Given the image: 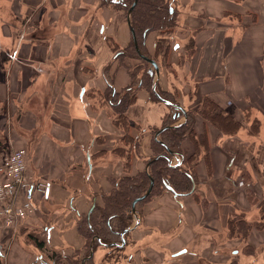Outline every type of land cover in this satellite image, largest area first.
I'll return each mask as SVG.
<instances>
[{
  "label": "crops",
  "instance_id": "1",
  "mask_svg": "<svg viewBox=\"0 0 264 264\" xmlns=\"http://www.w3.org/2000/svg\"><path fill=\"white\" fill-rule=\"evenodd\" d=\"M178 1H182V7L185 8L181 14H184V28L188 34L193 30L190 35L194 39V52L188 57L183 46L171 50L168 66H186L184 78H191L190 90L197 97L207 94L235 116L242 115L248 107L264 116V0ZM14 2L19 15L23 11L31 15L39 13L37 22L33 23L30 30L32 34L29 39L16 36L12 32L13 27L0 14V99L2 103H6L12 96L13 101L17 97L15 92L26 93L40 82L48 85L44 90H54L50 100L46 101L45 108H51L53 103V110L58 111L57 115L63 116L53 117L49 130L39 133L45 119L39 118L34 108L26 107L22 109L18 128L25 134H31V139L36 143L33 167L28 166V172L36 179L48 181L45 200L51 198L55 202V189H61L62 195L68 197L64 199L66 205L63 206V211L56 209L61 216L57 214V221L52 218L55 222L49 226L48 239L38 238L45 242L46 248L52 246L55 249H76L82 254L85 237L77 227L79 217L82 214L89 217L93 211L90 212L91 207L101 202V193L111 187L108 180L111 173L124 174L120 163L123 159L112 150V145L118 141L123 130L114 123L110 105H95L94 93L95 90L107 88V79L113 81L116 90H122L130 83L131 77L123 65L115 64L116 62L107 64L112 57L109 40L115 39L116 43L127 44L132 32L123 9L101 0ZM178 4L180 6L179 2ZM47 14L46 30L44 16ZM183 26L180 28L183 29ZM157 35L158 32L153 31L146 40L151 52L154 51ZM157 63L164 68L161 59ZM173 67L169 72L174 74ZM163 68L160 69L161 76L157 85H161L163 80H167L168 84L167 72ZM175 77L177 78L176 75ZM22 83L21 87L19 84ZM148 93L145 89H138L136 100L126 112L133 122L130 127L132 133L138 131L139 127L145 130L139 152L131 153L130 173L146 167L142 163L143 158L152 154L151 129L161 127L169 112L166 103L151 99ZM189 95L190 93L181 92L180 99L188 97V100H193ZM53 96L57 97L58 104L61 102L60 98L65 101L66 108L63 111L57 109ZM214 128L201 117L197 118L195 131L199 133L206 130L210 144V170L203 153L195 167L198 179L194 182V192L198 194L199 200L193 193L176 196L167 189L163 194L155 196L153 201H148L155 204L148 207L143 223L130 230L125 247L128 257L126 264H132V258L136 257L138 264H143L145 259H142V254L147 246L163 254L168 250L172 252V249L182 250L189 240L188 236L191 234L189 237H194L195 234L194 231L189 233L179 229L180 209L186 208L184 201L192 199L194 206L200 208L201 205L197 203L208 199V194L198 193L204 190L203 186L211 190L213 185L225 177L233 181L227 172L235 157L230 155L231 150H225L226 135L214 133ZM11 130L14 128L11 127ZM11 133L10 135L14 132ZM10 135H7L8 138ZM19 138L7 139L6 144L22 142L23 137L22 141ZM194 147L190 137L182 142L185 152H194ZM177 158L179 157L173 156L172 161L177 162ZM114 159L118 161L117 168L113 166ZM34 217L36 218L35 211L16 227L0 231L1 264H39L36 255L47 250L37 247L33 240L21 232L23 225L32 223ZM52 219L49 216L46 220L51 223ZM102 248L99 260L95 259L96 249L94 251L92 258L96 264L101 263L106 252V247ZM176 252L170 254L175 255ZM59 264L72 263L64 259Z\"/></svg>",
  "mask_w": 264,
  "mask_h": 264
},
{
  "label": "rangeland",
  "instance_id": "2",
  "mask_svg": "<svg viewBox=\"0 0 264 264\" xmlns=\"http://www.w3.org/2000/svg\"><path fill=\"white\" fill-rule=\"evenodd\" d=\"M101 1L103 3H110L116 8H120L118 4H115L119 0ZM172 2L176 9V17L180 25L179 29L177 27L175 29L176 32H174V34L172 35L171 50H176L179 49V47L183 46L185 47V52L187 53L186 56L189 57L191 53H188V50L186 48L189 45L190 40L192 39V36L190 34L193 30H190L188 34V31L186 30V28H184L185 26H183V24L185 25V20L183 17L184 14H181L185 11V8L182 7V1L172 0ZM178 2L180 3V6ZM16 9L17 5L15 4L14 0H0V14L4 18V21H6L13 27L12 32L16 36H22L21 39H29L32 34L30 30L33 27V23L37 22L36 19L39 12L35 15H31L29 12L25 13L23 11V13L19 15L17 14ZM128 10L129 9H123L126 15ZM44 18H46L44 21V25L47 30L48 14L45 15ZM182 26L183 29L180 28ZM19 30L22 31L19 32ZM175 41L177 43L174 46L173 44L175 43ZM114 42L115 39L114 41L111 40L110 42L109 51L112 53V57L107 65H110L111 62H116L115 64L124 66L128 65L129 62H137V60L133 58L129 59L125 57V59L123 60L121 57H117V54L122 52L121 50H123L125 44L117 42L118 44H116V46L112 48ZM122 61H124V63H120ZM159 65L160 69L163 68L162 64L159 63ZM36 66L37 68H40L38 64H36ZM173 66L169 67L167 64H164L163 69H165V71L167 72L168 84L166 83L167 80L166 82L163 80V83L161 85L158 83L160 90L172 93L177 98V101L175 103L181 104L185 109H187L186 111L196 108L198 101L203 98L204 94L197 97L195 95L196 93L193 92V90H190L191 78H184L186 67L185 65H183V67L185 66L184 68ZM172 67L175 71L174 74L172 72H169L172 70ZM150 68L154 69V66L150 65L149 69ZM105 70H107V68ZM170 73H172L173 75ZM175 75L177 76V78L175 77ZM154 83L155 75L153 74V85ZM19 85L22 87L23 83ZM172 85H174L175 87ZM47 86L48 85L44 82L36 83L26 93L19 94L15 92V95L17 96L14 97L16 98L15 100L13 99L12 101L13 97L10 96L6 103L0 104V130H3L2 133L4 135V138L6 140H11L12 138L15 140L19 137H23V141L21 140V138H19L22 142L15 144H12L10 142L9 144H6L7 142H5L2 146H0V149L9 151L15 148H24L28 155V166H32V158L34 157L33 155L35 152L36 143L31 139V134H25L23 131H21V128H18L20 127V116L22 109L26 107L34 108L37 116L39 118L42 117L45 119L44 124L41 126V128H39V133L42 130H49L51 124L53 123V117L60 118L63 116L62 114L57 115L58 111L53 110V103L51 104V108H45L46 101L48 99L50 100V95L52 94V91H54L47 89L44 90L45 88H47ZM114 88L117 89L116 86H114ZM106 90L107 88H105L104 90H95V100L93 101L95 105H110L109 102L111 98L109 97V94ZM181 92L190 93V98L193 97V100H191L192 102L188 100V97H186L185 99L183 97V99L181 100ZM56 96H53L52 99L57 103V109L59 108L61 111H63L66 108V103L60 98L61 102L60 104H58ZM170 106L171 105H168V113L173 112L174 115L176 110L173 109V106ZM105 107L107 108V105ZM233 116L235 115L233 114ZM198 117V115H195V121ZM235 117L243 122V126L238 130L236 129V132L233 135L225 134L226 140L224 141L225 148L227 147L225 150H231L230 152L232 153H230V155L232 157H235L233 165L231 160L230 165L232 166L227 172V175L231 178V180L233 179V181H230L228 177H225L221 182L215 184V186L213 185V188L211 190L210 188H205V186H203L204 190H202L201 192L198 191V193L201 194L203 192L204 195L208 194V199L205 202L201 200L200 203H197V205H204L203 207L200 206V208H197L196 206H194L192 199H187L184 201V203L186 204V208L183 210L180 209V223L178 224L179 229L181 228L185 232L189 233L194 231L195 233L194 237H189L191 234L188 236L189 240L183 247L186 248V251L172 255L170 253L177 251V249H172V252L168 250L163 254L162 252H158L152 247L147 246L146 250L144 251L145 253L142 254V259H145L143 264H264V116L261 112L253 108L250 109L248 107V109L245 110L242 115ZM176 118V123H180L181 121L183 122L186 119L183 117V115H179ZM260 118L262 123L259 127V131L257 133H250V129L255 119ZM11 127L14 128V130H11ZM213 130L214 133L219 132L216 127ZM10 131H13L14 133L12 132V134ZM139 131L140 129L135 133H132L130 130L128 132L131 136H137ZM10 133L12 135H10ZM39 133L37 135H39ZM8 134L10 135L9 138L7 136ZM124 134L125 132L121 131V134L119 135H121L122 138L121 136H119L121 139L119 138L118 141L114 143V145H110H112L113 148L119 147V149H129L130 147L124 139ZM151 135L155 136L153 132ZM156 137H158L157 133ZM133 151L135 152V150ZM188 153L189 152H187V154ZM151 155L143 158L144 163H142V166H147V160L151 157ZM177 159V162L171 161V163L177 164L180 160L179 158ZM112 162L114 163L113 166L117 168L116 164L118 163V161L114 159L112 160ZM120 163L121 167H123L124 161L122 160L120 161ZM252 167H254L255 170L252 169ZM29 168L31 169V167ZM114 174L117 175V172H115ZM110 176L114 175H112L111 173ZM199 179H201V177ZM193 188L195 189L196 185H194ZM54 192L55 194H53L56 197L54 198L55 202H53L51 198L46 201V194L38 196V200H36L35 203L36 218L34 217L35 219H32V223H26L21 228V232L25 233L29 239H31L32 236L45 237L46 239H48L47 231L49 230V226L52 225L53 222H55L52 218H55L56 220L57 214L59 215V212L56 211V209L59 208V210L63 211V206L66 205V201L64 199L68 197L62 195L61 189H55ZM163 192H165V190L160 194H163ZM160 194L153 193V195H150L147 199H143L136 204V212L137 210H139V212H137V217L140 218V222L135 226V228L143 223V216H145L148 207L153 204L148 203V201H153L156 198L155 196H158ZM42 201H44L43 206ZM53 215L55 217H53ZM49 216L52 219L51 223H48V220H46ZM135 219L136 218L134 217L132 225L135 223ZM125 244L126 241L123 245ZM102 249V246H97L95 259L99 260L102 254ZM55 251L57 252L58 257L53 259V257H51L50 255ZM77 251L78 250L76 249H55L52 246H49L47 248V251L40 252L36 255V261H39V264H53L54 262L55 264H59L62 260L66 259L70 261V263H72L75 257L77 258L78 255H81ZM127 258L128 257L124 259L123 257L119 264H126ZM131 263L138 264V258H132ZM106 264L112 263L110 262Z\"/></svg>",
  "mask_w": 264,
  "mask_h": 264
},
{
  "label": "trees",
  "instance_id": "3",
  "mask_svg": "<svg viewBox=\"0 0 264 264\" xmlns=\"http://www.w3.org/2000/svg\"><path fill=\"white\" fill-rule=\"evenodd\" d=\"M133 2L134 0H119L114 3L118 4L121 9L126 10ZM131 23L139 51L156 61L161 59L163 64L169 65L168 56L172 48L171 38L176 32L175 29L179 26L172 0H137L131 13ZM153 31L158 32V35L155 39L154 51L151 52L147 48L146 40ZM176 43L175 41L173 45L175 46ZM116 44L118 43L114 42L112 48ZM138 49L132 34L131 40L125 44L123 50H121L122 52L117 54V57H121L123 60L125 57L137 60L136 63L129 62L128 65H124L131 77V81L126 87L122 90H116L113 81L107 79L106 91L111 98L109 103L113 110L114 123L125 132L124 139L130 147L127 150L126 148L119 149V147L112 149L124 161V174L108 177L111 187L101 193V202L95 205L89 217L86 214L79 217L77 227L84 235L85 243L82 247L83 253L73 259V264H96L93 262V258L89 256L99 245L106 247V252L99 264L110 262L119 264L124 256L127 257L125 247L129 241L130 231L124 235L123 232L132 226L133 219L137 216L133 212L132 203L135 198L141 196L148 189L151 177L154 184L151 193L144 199H147L153 193L160 194L164 190L167 191L166 184L169 183L176 191L193 193L196 199L199 200L198 194L194 192L196 188H193L194 182L198 179L195 167L203 153L210 170V144L206 130L199 133L195 131V115L216 127L219 133L222 134L233 135L236 129L238 130L243 126L241 120L225 110L212 97L205 94L198 101L196 108L187 111L185 121L176 123L177 118L171 112L165 116L161 127L151 129V133L153 132L155 136L153 135L151 141L152 155L147 160L149 166L135 173H130L132 168L131 153L133 150L139 152L138 148L141 145L145 130L139 127L140 131L137 136L129 135L128 131L133 122L126 115L127 109L136 100L138 89L147 90L151 99L158 100L153 91V74L149 71L152 64L140 57ZM186 49L191 54L194 51L193 38ZM120 63H124V61ZM157 90L170 101H177L172 93L161 91L158 85ZM0 104H2L1 99ZM261 123V119H255L250 133H257ZM161 128H163L162 131L156 137V133ZM2 132L3 130H0V146L6 142ZM186 137H190L195 144L194 152L188 153L189 155L182 149V141ZM172 153H175L180 159L177 164L171 163ZM95 236L99 239L94 238ZM123 238H126L125 245H122ZM31 239L37 247L47 250L43 240H40L37 236H32ZM77 252L79 253V251ZM50 256L53 259L58 257L56 251L52 252Z\"/></svg>",
  "mask_w": 264,
  "mask_h": 264
},
{
  "label": "built area",
  "instance_id": "4",
  "mask_svg": "<svg viewBox=\"0 0 264 264\" xmlns=\"http://www.w3.org/2000/svg\"><path fill=\"white\" fill-rule=\"evenodd\" d=\"M48 188L47 181L29 174L24 148L0 150V231L16 227L34 213L36 197L47 195Z\"/></svg>",
  "mask_w": 264,
  "mask_h": 264
},
{
  "label": "water",
  "instance_id": "5",
  "mask_svg": "<svg viewBox=\"0 0 264 264\" xmlns=\"http://www.w3.org/2000/svg\"><path fill=\"white\" fill-rule=\"evenodd\" d=\"M136 2H137V0H134L133 4L131 5V7L129 8V10L127 11V22H128V24H129V26H130V29H131V32H132V34H133V37H134V41H135L136 47H137V49H138L137 42H136V38H135L134 29H133V27H132V24H131V18H130V17H131V13H132V11H133V9H134V7H135ZM177 46H178V44H177ZM138 53H139V55H140V57H141L142 59H144V60L150 62V63L154 66V69H153V68H150L149 71H150L152 74L155 75V83H154V85H153V90H154L156 96L158 97V99L161 100L162 102H164V103H166V104L171 105V106L174 107V109L176 110V112L174 113V117H177V116L183 114V117L186 118V117H187V111H186V109H185L181 104H179V103H175V102H172V101H170V100L164 98V97H163L161 94H159V92L157 91V86H156V85H157V82H158L159 77H160V67H159L157 61L154 60L153 58H150V57H148V56L142 54V53L139 51V49H138ZM83 91H84V90H83ZM162 129H163V128H161V129L158 130L157 135L160 133V131H162ZM172 154H173V156H176L175 153H172ZM148 166H149V162H148L146 168H148ZM150 179H151V182H150V185H149L148 189H147V190H146L141 196L135 198L134 201H133V203H132V209H133L134 214H137V212H136V204H137L139 201H142L144 198H146V197L151 193V190H152V187H153V184H154V180H153L152 177H151ZM166 188H167L169 191L173 192V194L176 195V196H178V195H182V194H183V193H181V192L176 191V190L174 189V187H173L172 185H170L169 183L166 184ZM93 208H94V206L91 207L90 212L93 210ZM135 218H136V219H135V223H134L132 226H130L129 228H127V229L123 232V235H124L126 232L130 231L133 227H135L136 225L139 224V222H140V218L137 217V216H136ZM96 237H97V236H95L94 238H96ZM97 238L99 239V237H97ZM93 241H94V239H93ZM125 241H126L125 238H123L122 245L125 243ZM184 251H185V249H182V250H180V251L177 252V253H181V252H184ZM93 255H94V251L91 252V254H90L89 257H93Z\"/></svg>",
  "mask_w": 264,
  "mask_h": 264
},
{
  "label": "flooded vegetation",
  "instance_id": "6",
  "mask_svg": "<svg viewBox=\"0 0 264 264\" xmlns=\"http://www.w3.org/2000/svg\"><path fill=\"white\" fill-rule=\"evenodd\" d=\"M152 58V57H151ZM187 110V109H186ZM188 114V113H187ZM181 115H183V114H181ZM183 249H185V251H186V248H183ZM180 251V250H179ZM179 251H177V252H179ZM177 252L175 253V254H177ZM124 258H126L125 256H124Z\"/></svg>",
  "mask_w": 264,
  "mask_h": 264
}]
</instances>
